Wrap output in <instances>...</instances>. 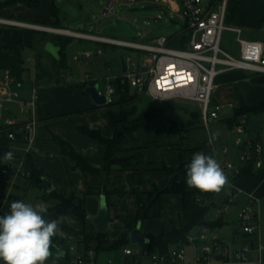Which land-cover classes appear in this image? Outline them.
Returning <instances> with one entry per match:
<instances>
[{
  "label": "rangeland",
  "instance_id": "374dc122",
  "mask_svg": "<svg viewBox=\"0 0 264 264\" xmlns=\"http://www.w3.org/2000/svg\"><path fill=\"white\" fill-rule=\"evenodd\" d=\"M106 1L54 0L56 18L59 20V25L63 27L97 35L106 34L104 27L108 22L119 23L126 21L137 33L131 39L139 42H148L151 38L161 34H166L167 36L177 34L183 26L181 14L168 9L162 2L152 0L118 1L113 6L111 13L104 15L101 9ZM6 24L0 22V26H7ZM224 24L241 27L243 37H253V35L262 33L264 31V0H227ZM15 29L11 28L10 32L5 29V35H9L11 38L14 37L15 34L12 33V30ZM16 30L19 33L18 29ZM179 35L181 39H172L168 45L184 47L185 38L187 39L188 36L185 35L183 39L181 31ZM234 36V32L224 29L221 35L220 45L237 56L238 52L235 48H238V44ZM63 37L64 39H69L66 44L67 46H65V52L66 64L72 67L73 70L71 80L78 74L83 76L89 73L99 83L101 90H103V78L112 72H119L118 68L114 70L113 67H119L120 54L131 55L135 60L146 54L142 50L122 46H117L112 51L109 45L101 42L75 36ZM38 49L40 66L43 67L41 59L39 58L42 54L50 59V68L52 70L61 72L59 62L48 55L49 53L45 49V51L41 50V48ZM83 49H88L92 52V55L87 58V63L79 62L72 57L73 54ZM98 49L102 51L101 54H96ZM25 64L29 66L30 70L34 68V61L32 59H26ZM252 76V72L243 69L229 70L219 74L215 78V83L218 84V88L216 89L217 98L220 101H229L232 99L231 101L237 102V99L234 97L236 91L243 96L244 100V93L246 92V100L250 103L255 102L258 98L264 97V84L248 83L251 82L250 78ZM227 77L228 79L223 81ZM243 90L246 91L244 92ZM136 104L138 109L155 106L162 107L165 110L163 116H157L152 119L150 123L151 130L148 132L137 130L124 139V142L130 145V147L145 144V161L152 163L153 166H140L134 172L121 173L120 176H111L108 183H106V188L112 190L120 187L122 193L108 194V214L112 221L110 222L109 228L105 230V233L110 242H116L120 239L122 233L127 231V240L131 247L140 246L152 250L153 248H149L147 244L130 241L129 229H126L125 226L135 221L134 211L137 198L145 201L147 199V192L152 186H159L163 182V180L161 182L159 180L160 177L164 176V172L161 169V162L163 161L166 165L171 166H176L179 162H184L187 165L191 162V158L195 153L203 152L206 155H212L220 164L224 161H229L237 166V164H240L237 157L239 150L232 145L234 139L237 137H251L254 136V133L247 131L236 132L232 131L230 126L228 127L226 117L231 114V109H223L219 112L218 119L204 124L199 117L201 104L191 99L173 98L164 101H153L146 92H143L137 99ZM259 116L264 119L263 113L259 114ZM80 125L98 129L105 137H111L113 134L108 118L101 111L80 108L79 110L70 111L65 115L57 116L47 124V128L44 127L41 131L38 130L35 142L28 150L26 149L27 146L25 144L21 145V141L15 137L11 140V151L20 156L26 153L32 154L34 166L40 169L43 168L42 171L49 176L50 184L54 192L66 193L67 188L65 183L70 182L77 193L84 196L85 212L86 215H90L91 206L95 205L97 200L95 196L89 195V193L87 195L85 191L89 185L98 181L96 179L98 177L92 175L91 177L88 176L85 178L80 168L72 166L70 157L61 153L59 145L53 138L54 135H57L67 140L77 152L86 156L90 163L93 165L94 163L100 164L103 145L97 140L81 133L78 129ZM215 132L220 133L219 137L215 140H210L209 134ZM224 145L228 146L226 153L222 150ZM2 163L3 161L0 167ZM227 176L229 181H231V178H237L234 177L236 175ZM23 182L24 179L22 176L15 177L13 174H9L7 178L3 179L0 175V184L7 188L11 187L12 193L20 195L25 203H30L33 206L43 204L47 208L50 200L45 197L49 196V191L45 189L44 184L33 180L30 182L29 179V188L24 189ZM100 182H102L101 179L98 185ZM186 188L190 189L187 185ZM166 197L167 202L160 215L158 217L144 219L141 222V234L147 236L157 235L161 232V229L169 226L171 223L170 219L176 218L180 209V195L169 194ZM226 205L228 211L222 210ZM218 207L221 208V211L225 212V215L232 214L234 216L236 211V206L232 203H227L225 199L215 200L211 206L207 207L204 220L211 221L216 216L215 209ZM255 209H257V219L253 221L256 224L258 223L259 226H257V232L253 236L251 234L246 239L253 240L254 246L257 247L260 245L262 249L260 252H256L254 248L253 251L258 254V258L256 260L252 259L250 264H264V191L258 195ZM45 218L58 220L59 230L57 234L62 235L64 247H67L71 243L83 246L82 242L76 239L77 237L64 233L62 226L66 225L75 229L89 230L88 226L91 224L90 221L87 220L84 225H81L71 214L60 215L49 210L45 214ZM235 229L239 232L240 238L245 235H250L241 232L239 222L235 225ZM209 236L210 234L207 237ZM221 236H224L227 240L228 255L231 257V252L237 244L236 242H231V235L225 236L221 234ZM95 245L94 242L89 243V247L94 249L95 254L97 253L96 264H107L108 261H111L113 264L130 263V258H126L121 246L96 250ZM124 247H128V245H124ZM230 261L231 259L226 261L222 260L215 264H232Z\"/></svg>",
  "mask_w": 264,
  "mask_h": 264
},
{
  "label": "built area",
  "instance_id": "2783aa9c",
  "mask_svg": "<svg viewBox=\"0 0 264 264\" xmlns=\"http://www.w3.org/2000/svg\"><path fill=\"white\" fill-rule=\"evenodd\" d=\"M118 1L137 0H108L101 9L102 14L111 13L113 6ZM164 3L168 9L181 14L183 26L181 32L183 39L185 35L184 47H173L168 45L172 39H181L179 32L174 35H157L148 42H139L122 35H97L69 27L49 28L61 35L75 36L78 38L102 42L110 47L122 46L130 49L142 50L146 52L143 57L135 60L131 55H123L126 63V71L122 70L121 62L118 73L112 72L103 78V90L98 86V93L107 96L108 102L112 100L114 93V81L127 83L133 89H140L142 94L146 92L153 101H164L173 98H186L198 101L201 104L199 117L204 124L218 119L219 112L223 109L234 107V101H218L213 99L215 88V78L226 71L243 69L252 73L264 74V49L260 40L247 39L242 36V28L239 26H228L224 24L225 9L227 0H152ZM1 22L10 24H21V22L0 18ZM28 27H40L34 24L24 23ZM41 28V27H40ZM224 29L235 33V41L238 44V55L235 56L224 49L221 43V35ZM137 35V33H136ZM135 35V36H136ZM78 53V54H77ZM73 54V59L87 58L92 54L88 49H83ZM97 54L102 53L100 49ZM91 80L89 74H85L80 79L84 84ZM22 80L16 77L11 68L6 67L0 75V119L6 137L10 140L15 138L19 131L23 142L28 150L34 143L36 133V119L34 117V94L29 99L20 97ZM34 92V88H33ZM16 104L17 112L31 114L26 121H16L14 116L4 111L9 110L8 105ZM251 115L243 113L236 118L230 129L232 131H246L248 118ZM264 119L261 118V132L255 131L251 137H237L233 141V146L239 150L238 159L241 162H251L254 168L259 161L264 166ZM259 146L260 151H257ZM222 150L228 151V146L224 145ZM7 152H12L9 149ZM28 152V151H27ZM13 153V152H12ZM226 175L234 176L240 169L229 161L220 164ZM260 167V168H261ZM0 174L3 179L9 174L15 177H29V171L25 167L23 156L13 153L11 161H5L0 167ZM226 190L225 201L232 203L237 194L242 190L229 183ZM28 183L24 187L28 188ZM11 187L7 188L0 184V215L10 211V205L15 201H23L18 195L12 193ZM258 199L252 194H247L246 203L238 211L237 220L240 223L243 233L252 234L256 231L257 225L253 223L256 214L255 205ZM24 202V201H23ZM219 216L221 208L215 209ZM227 211V205L224 209ZM214 227L201 225L194 234L186 236L187 243L197 247L193 258L186 259V248L184 245H175L167 251L149 250L143 247H123V253L135 256L136 261L127 264H214L215 255L222 252L224 243L212 230ZM210 234L209 237H207ZM251 240L242 242L234 251L233 264H250L252 259L256 260L258 254L252 253L250 247ZM261 246L257 247L258 252ZM72 253L67 264H88L93 256V249L78 250L73 245L69 246ZM253 256V257H252ZM0 264H3L0 261ZM107 264H113L108 261Z\"/></svg>",
  "mask_w": 264,
  "mask_h": 264
},
{
  "label": "trees",
  "instance_id": "16d2710c",
  "mask_svg": "<svg viewBox=\"0 0 264 264\" xmlns=\"http://www.w3.org/2000/svg\"><path fill=\"white\" fill-rule=\"evenodd\" d=\"M40 0H0V8L5 5L14 2H21L26 6L34 7L39 5ZM53 1V0H52ZM56 7L54 2L51 5L52 15H56ZM42 34L45 36V32H39L36 29L25 28L23 29V37L20 40H9L4 37L2 27H0V60L4 55H14L17 59V63L11 66L13 74L21 79V73L24 70V56L23 50L25 48H34L35 46V34ZM52 39L58 44V58L60 69L65 71L68 69L65 61V46L69 39H64L62 35H53ZM97 54V53H96ZM35 66H40V60L37 59ZM60 75V74H59ZM58 75V76H59ZM60 78H64L60 75ZM252 83L264 84V74L253 73L250 78ZM96 80H88L80 86L84 91V86L87 84H94ZM114 93L112 100L106 105H102L103 115L108 118L111 128L112 136H103L98 129L88 128L87 126L80 125L78 129L81 133L100 142L104 149L102 153V163L100 167H95L90 164L87 157L77 152L72 145L65 139L54 135L53 138L60 146L63 154L70 157L74 161V166L81 169L83 174H97L103 176L113 171L112 165H118L121 170L138 169L139 165L143 162L144 146L135 149L134 152L128 155L119 156L118 154L124 150H130L123 145L125 137L131 135L135 131L148 132L151 130L150 123L154 117L163 116L165 110L162 107L148 106L143 109H138L136 101L140 97V93L136 89L131 88L127 83H120L119 80L114 81ZM87 94V93H86ZM234 97L237 99L234 107L232 108L231 115L226 117V123L228 127L236 121V118L246 113L248 115L258 114L264 111V98L257 100L253 104L246 103L242 95L236 91ZM98 107L92 105V108ZM197 117V116H196ZM25 167L29 171V179L35 182L43 183V171L36 168L33 164L30 153L23 155ZM161 169L165 173V180L159 186L153 185L147 192V199L141 201L139 198L136 200L135 208V223L142 222L144 219L158 217L167 202V195L178 194L180 195V210L178 212L179 225L175 226L171 223L170 228L167 231H162L157 235L148 236V247L156 249L158 251H167L176 244H184L187 242L186 236L197 225H208L209 227L220 226L222 224L221 219L206 221L204 215L208 206H206L207 200L214 197L215 193H201L196 189H187L185 185L186 179V164L179 162L176 166L166 165L161 162ZM254 167L251 162H248L241 167L240 172L235 177L244 175H253ZM105 173V174H104ZM107 195L109 193L121 194L120 188L108 190L106 187L103 189ZM50 200V204L47 210L53 211L56 214L66 215L71 214L81 225H84L87 221V215L85 212L82 199H78L73 192L65 194L62 192L49 191V196L45 197ZM48 200V201H49ZM213 204V203H212ZM211 204V205H212ZM63 231L67 234L77 236L79 235V241L84 245V250L89 248V243L94 242L96 250H102L111 248L114 246L123 247L128 243L127 231L123 232L120 239L116 242H110L106 236L105 230L99 231L97 229H91L89 231L85 229H75L66 225L62 226ZM63 238L56 235L53 237V256L57 255L61 257L60 251H64L63 257H68V249L64 247ZM72 255H70L71 257ZM135 261L134 256H130L129 262Z\"/></svg>",
  "mask_w": 264,
  "mask_h": 264
},
{
  "label": "crops",
  "instance_id": "0c3cea01",
  "mask_svg": "<svg viewBox=\"0 0 264 264\" xmlns=\"http://www.w3.org/2000/svg\"><path fill=\"white\" fill-rule=\"evenodd\" d=\"M107 1H106V3H107ZM53 2H54V0L53 1L52 0H40L39 5L34 6V7L26 6L21 2H14V3H10V4L5 5L2 8H0V18H5V19H10V20H15V21L21 22V24L7 23L6 24L7 26H4V27L0 26V27H2V32H3L4 37H6L7 39L13 40V41L20 40L23 37V29L32 28V27H28L27 25H23L24 23L34 24V25L40 26L41 28H32V29H36L39 32L44 31L46 33L45 36H41L42 34H39V33L35 34V36H34V39H35L34 48H25L23 50L24 70L20 76L21 80H22V87L20 88V93H19L20 97L23 99H29L34 94V102H35L34 117L36 119V133H35L34 142H35L36 134L38 133V130L41 131L42 128H44V127L47 128V124L49 122H51L52 119L56 118L59 115H63V114L65 115L66 113H68L70 111L79 110L80 108H87L90 110H98V111L103 112V108L101 106H98L96 108H92V105H94V103H93L91 97L88 94L84 93L82 91V89L80 88V86L82 85L80 83V79L82 77H84L85 74L83 76L78 74L75 78H73V80H71L72 79L71 74L73 72L72 67H70L66 64L68 66V69L65 71H62V69H60L61 72L60 71L57 72L56 70H52L50 68V62H49L50 59L47 58L46 56L42 55V54L39 56V58L41 59L43 67H41V69H40V67L38 68L37 66H35L36 60L38 59V51H39L38 48H41V50H44L43 47H44V44L46 41H51L55 45H58L52 39L53 35H57L58 33L55 31L49 30V29L45 30L42 28V27H47V28L63 27V26L59 25V20H58V18H56V15L54 16L51 13V5ZM54 4H55V2H54ZM4 23H6V22H4ZM11 28H16L19 31V33H17L16 29L12 30L13 31L12 33L15 34L14 37H12V38L9 35H5V29L10 32ZM242 33H243V31H242ZM58 35H61V34H58ZM62 36H67V35H62ZM260 36H262V37H260ZM245 38L260 40L263 44V49H264V31L258 35H253V37H245ZM234 39H235V36H234ZM111 48H113V47H111ZM65 49H66V47H65ZM235 49L238 52V48L236 47ZM65 54H66V52H65ZM48 55H50L52 57V55L50 53ZM28 58L30 60L32 59L34 61V68L32 70H30L29 66H27L25 64V61ZM74 60H77V61L82 62V63H87V61H88V59H87V61H84L82 58L74 59ZM65 61H66V55H65ZM119 61H120V59H119ZM0 62H1V64H0V75H1L2 70L6 67L10 68L11 66L15 65L17 63V59L14 55L9 54V55H4L3 59ZM44 62L45 63L47 62V63L45 64ZM48 62H49V64H48ZM63 73H64V78H60L59 76L60 75L63 76ZM86 74H89V73H86ZM235 75H237V74H235ZM235 75H231V76H235ZM226 79H228V77L224 78L223 81H225ZM91 80H96V79H93L91 77ZM96 83L99 86V83L97 81H96ZM248 83L254 84L252 82H248ZM255 84H261V83H255ZM33 88H34V92H33ZM217 88H218V84L215 83V88H214V92H213V99L220 101L216 95V89ZM243 91L245 92L246 90H243ZM244 98H245L244 101L246 103L253 104V103L257 102V100L263 99L264 97L258 98L255 102L250 103L246 100V92H245ZM8 107H9L8 108L9 110L4 111V113H8V114L13 115L16 121H26L27 119H29L31 117V114L29 112H27V113L17 112V105L16 104H10V105H8ZM261 113L264 114V111ZM261 113L254 114L251 116H256V117H259L261 119V117L259 116V114H261ZM0 122H1V119H0ZM263 127H264V123H263ZM17 132L15 134L16 135L15 137L17 138V140L21 141V145L25 144L23 142L21 133L19 131H17ZM250 132L254 133L255 131H250ZM258 132H261V131H258ZM0 136H1L0 137V164H1L2 161L4 162V154L9 149L12 148L11 147V140L6 137V133L3 130L2 123L0 124ZM123 145L127 146L131 149L130 150H124V151L120 152L118 154L119 156L128 155V154L134 152L135 149H133V148H139L142 146L145 147V144L130 147V145L126 144L125 142L123 143ZM59 148H60V146H59ZM103 149H104V147H103ZM60 150H61V148H60ZM61 153H62V151H61ZM63 155H65V154H63ZM31 157H32V159H34L32 154H31ZM101 157H102V155L100 156V160H101L100 164H98V163H94V165L92 163H90V164L95 166V167H100L101 163H102ZM237 157H238V155H237ZM71 162H72L73 167H77V166H74L73 160H71ZM247 163L248 162H241L240 161V164H237V166L239 167V169H241V167ZM140 166L150 167V166H153V164L146 162L145 157L143 155V162L139 165V167ZM112 167H113V171L109 174L104 173L105 175H103V176H100L97 174H90V173L84 174L85 178L88 176L91 177L92 175H95V177H98V178H96V179H98V181H95L94 184L89 185L87 190L85 191V193H87V195L89 193V195L95 196V198L97 200L96 204L91 206V211L89 213L90 215H87V216H93V215L97 214L98 209H99V203H100V195H102V194L105 195L107 210H108V200H107L108 194L106 195L104 193L103 189L106 187V183H108L111 176H115V175L120 176L121 173L126 174L129 172H134L132 170H121L119 168V166L115 165V164L112 165ZM77 168H79V167H77ZM253 171H254L253 175L239 176L237 178H231V181H229V183L235 185L238 189L242 190V192L237 194V196L235 197V199L232 202V204L236 206V211L234 213V216H232V214H226L225 215V212L221 211L219 216L216 215L212 219V220L221 219L222 224L220 226H213L214 228H212V230L224 243L222 252H219L221 254V257H220V259L215 258L214 264L216 262H219L222 260H224V261L229 260V259L232 260L233 255H234V251L239 246V244L246 241L247 240L246 238L248 236H251V234H250V235H245L244 237L240 238L239 232L237 231V229H235V225H237V223H238V220H237L238 211L241 208V206H243L247 201V194H252L255 197H257V199H258V195L260 193H263V191H264V166L261 168H254ZM43 177H46L50 183L49 176L46 173H44ZM23 179H24L23 183H28V185L30 184L31 181L29 182V178L23 177ZM100 179L102 182H100V184L98 185V182L100 181ZM159 180H160V182L162 180L163 181L165 180V173H164V176L160 177ZM65 185L67 188V192L65 194H70L71 192H73L74 195L78 199H82L83 204L85 205L84 196H82L80 193H77L75 188H73V186H71L70 182L69 183L66 182ZM23 188L28 189L29 186H28V188H25L23 186ZM118 188H120V187H116L115 189H118ZM45 189H46V187H45ZM52 189L53 188L51 186V190ZM226 190H228V189H226ZM240 198H241V201H240ZM256 206H257V203L255 205V208H256ZM255 211H256V214L254 216V219H257V209H255ZM108 220H109L108 221V228H109L110 222L112 221V219L109 218V214H108ZM170 220H171V223H173L175 226L179 225L178 215H176V218L170 219ZM90 223L91 224H90V226H88V229L89 230L96 229L93 222L90 221ZM171 223L169 224V226H166V228L161 229V232L167 231L170 228ZM254 223H255V221H254ZM135 225H136V223L134 221L132 224H128L127 226H125V228L126 229L128 228L129 229L128 231L130 233V231L135 227ZM256 225L259 226L258 223ZM199 227H200V225L195 226L189 234L196 233L198 231ZM125 228H124V230H125ZM140 229H141V222H140ZM89 230H87V231H89ZM241 232H242V230H241ZM256 232H257V230L254 233H252V236ZM64 233H66V232H64ZM140 234H141V232H140ZM221 234H223L225 236L231 235V242H233V243L236 242V244H237L236 247L231 252V257L228 255L227 240L224 236H221ZM244 234H246V233H244ZM57 235L62 237V235H59V234H57ZM141 235L148 238L147 235H144V234H141ZM75 237H77L76 238L77 240L80 239L79 235H77ZM251 241H252L251 243L253 245L252 253H254V251H253L254 248H255L256 252H258L257 247L259 245L257 247H255L254 241L253 240H251ZM144 244H148V243H144ZM70 245H73L78 250H84L85 249L84 245L80 246V245H76L73 243L68 244L67 249H68V255L69 256L63 257V255L60 254L61 257L58 260H56V264H67L68 263V261L70 259V255H72V253L69 251ZM125 245L130 246L128 243H126ZM178 245H184L185 246V248H186V259L188 261H190L193 258L195 252L197 251V247L192 245V244H189L187 242L184 244H178ZM123 247H122V250H123ZM143 248H145V247H143ZM152 250H156V249H152ZM254 254H256V253H254ZM124 255L126 256L127 259L130 258V256H131V255H126V254H124ZM96 256H97V253L95 254L94 249H93V256L89 259L88 264H96ZM55 259L56 258H54V256L50 257L49 260L46 262V264H52V261ZM253 259H254V257H253ZM135 261H136V258H135ZM135 261H133V262H135ZM130 263H132V262H130Z\"/></svg>",
  "mask_w": 264,
  "mask_h": 264
},
{
  "label": "clouds",
  "instance_id": "9594fccd",
  "mask_svg": "<svg viewBox=\"0 0 264 264\" xmlns=\"http://www.w3.org/2000/svg\"><path fill=\"white\" fill-rule=\"evenodd\" d=\"M215 140L220 133H210ZM257 151H260L259 146ZM13 159L12 152L4 154L5 161ZM262 166L261 162L255 165ZM186 185L201 193H220L229 185V178L220 163L203 152L195 153L186 165ZM47 208L43 204L33 206L15 201L10 211L0 215V261L3 264H46L53 256V237L59 230L58 220L45 218ZM52 264H56V260Z\"/></svg>",
  "mask_w": 264,
  "mask_h": 264
},
{
  "label": "water",
  "instance_id": "95a60500",
  "mask_svg": "<svg viewBox=\"0 0 264 264\" xmlns=\"http://www.w3.org/2000/svg\"><path fill=\"white\" fill-rule=\"evenodd\" d=\"M24 25V24H23ZM40 28V27H35ZM43 29H49L47 27H42ZM51 30V29H49ZM105 32L107 34L112 35H122L126 37H135L136 32L135 30L130 26V24L126 21H121L119 23H107L105 25ZM44 49L50 53L53 57L58 58V51L59 46L55 45L51 41H46L44 44ZM112 51L115 50V48H111ZM119 59L121 62L122 70L126 71V63L124 60V57L122 54L119 55ZM84 91L91 97L93 103L97 106L106 105L108 103V98L103 93H98V84H88L84 86ZM138 93H141V90H137ZM247 132L250 131H261V119L256 116H250L248 118L247 123ZM43 184L45 185L46 189L48 191L51 190V185L46 177L42 178ZM226 189L227 187L222 190L220 193H216L214 197L210 198L206 202V206H211L212 203H214L215 200H221L226 198ZM87 219L95 225V228L99 231L106 230L108 228V210H107V204H106V198L105 195H100V203H99V209L97 214L93 216H87ZM130 240L135 243H148L149 239L143 235L140 234V222H137L135 227L130 231ZM250 247L252 248V243L250 244ZM61 255H63L65 252L60 251ZM221 254L218 253L215 255L216 259H220Z\"/></svg>",
  "mask_w": 264,
  "mask_h": 264
}]
</instances>
